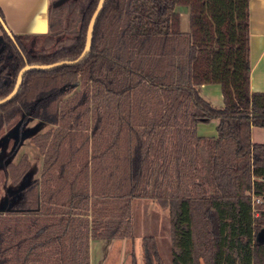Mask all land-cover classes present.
<instances>
[{
  "label": "trees",
  "instance_id": "1",
  "mask_svg": "<svg viewBox=\"0 0 264 264\" xmlns=\"http://www.w3.org/2000/svg\"><path fill=\"white\" fill-rule=\"evenodd\" d=\"M61 1L51 0L49 33L33 49L26 47L31 37L4 31L0 10V99L25 65L74 60L82 52L98 0L79 1L74 31L63 24ZM248 1L105 0L82 62L25 73L17 95L0 107V129L20 113L21 122L31 117L56 127L31 138L45 161L40 179L21 189L14 208L91 206L90 236L102 238L130 235L131 199L169 198L177 208L173 221L181 249L171 264H195L189 255L195 244L208 250L206 264H264V143L250 140L252 127L264 128V93L249 90ZM176 5L190 8L188 34L178 31ZM208 83L220 85L222 109L199 97L195 86ZM133 96L141 99V132L120 135L122 124L132 122L116 114L125 104L121 99ZM104 109L112 113L102 116ZM213 119L216 139L197 138L195 125ZM109 126L112 133L106 134ZM135 137L144 138L142 145L126 152L137 154L138 164L120 158V139ZM106 155L126 180L104 185L88 179L89 162L102 165ZM6 167L16 184L29 162L22 156ZM65 172L84 177L64 180ZM173 181L178 190H170ZM26 215L38 214H0V256H23ZM191 222L205 223L204 240L194 241ZM143 249V264H163L151 236L143 238Z\"/></svg>",
  "mask_w": 264,
  "mask_h": 264
},
{
  "label": "crops",
  "instance_id": "2",
  "mask_svg": "<svg viewBox=\"0 0 264 264\" xmlns=\"http://www.w3.org/2000/svg\"><path fill=\"white\" fill-rule=\"evenodd\" d=\"M50 5L51 0H0V10L3 14L7 30L13 35L31 37L29 45L34 44L37 39L49 33ZM174 13L178 16V31L183 34H188L191 29L190 8L186 5H176ZM1 33L0 27V35ZM248 41L250 61L249 90L250 92L264 93V0L248 1ZM195 88L199 97L213 108L222 109L224 107L220 85L210 83L198 84ZM123 100L125 104L119 109L116 115L123 116L125 122L130 121L132 125L128 127L126 123H123L120 128V135H138L140 134L139 132H141V127L139 126L137 104L141 102V99L137 96H133L121 99V102ZM157 100H159V98ZM100 112L103 116L112 113V110L109 109L106 113L104 109ZM97 114L98 112L94 111V115L96 116ZM29 120H31V117L27 118V121L23 122L22 125L24 126ZM35 121L37 122L36 124H39V131L37 134H43L47 130L56 128L43 122ZM217 126L218 120L216 119L210 120L207 123H197L195 125V135L197 138L216 139ZM171 128L168 127L167 129ZM10 130L4 135L9 136ZM105 132L106 134L108 132L112 133V126L107 127ZM37 134H31L28 137L31 140V138ZM104 138L109 139L107 136H104ZM16 139L13 140V142H16ZM143 140L144 138L142 137H135L131 140H123L121 138L119 144L125 153L124 155L122 153L120 158L126 161L132 158V160H135V164H138L137 154H135L134 157L132 156L133 153L128 154L126 151H128V149L133 150L134 147L135 150H137L139 146L142 145ZM250 140L252 143H264V128L252 127L250 130ZM32 146L36 151L37 165L33 176H30L29 168L22 176V178L26 179L25 182H27V184L33 180L40 179L45 161L39 149L34 144H32ZM14 147H16V145L12 143V149ZM201 153L202 156H205L207 150L202 148ZM27 157L30 166L32 160L29 153H27ZM153 160L156 162V157ZM162 160L161 158V161ZM165 160L168 161V157H166ZM18 161L19 159L16 158L13 164H16ZM102 162V165L101 163L97 164L94 162L92 164L89 162V172H87L88 179L104 182V185L105 182L111 183L116 180H126V175L121 176L114 170L113 166H116V161H114L111 156L106 155ZM91 166H94V168ZM81 175L84 177V173L78 175L73 172L72 175L65 172L61 174V177L64 180H69L73 179V177L77 179L81 177ZM21 189H13L16 192L17 198L21 196ZM118 196H121L120 193L112 195V197ZM91 197L94 199H101L100 196L93 193ZM136 198L145 199L146 197ZM136 198L130 200L131 210L128 226L130 235L102 238L90 236V226L93 218V207L91 206L88 208L85 206L75 207L67 203H62L39 205L32 209H17L14 208V205H10V207H6L5 210L0 211V214L6 212H23L38 215H26L24 217V241L26 244L23 256H6L5 258L11 260L12 263L10 264H133L135 262L132 260V256H143V238L146 236H151L155 240L159 256H178L181 249L178 244V237L175 229L176 222L173 221V216L171 219H167V216L164 214L175 212L177 208L175 209V206L170 203L169 198L166 200L157 199L159 201L158 213L161 215L158 218L152 219V221L138 222V224H136L132 221L131 216L134 208V200ZM102 206L103 204H99L95 208ZM204 227L205 223L203 222L190 223V228L193 230L192 237L194 241L196 238L204 240L206 234V232L203 231ZM125 229L127 228L125 227ZM28 245H31L29 250ZM36 245H38V247H36ZM197 247L199 248L197 249ZM207 251L205 246L195 244L194 247L192 246L189 255L207 256ZM112 256H115V261L110 263L113 259ZM5 258L4 256H0V261Z\"/></svg>",
  "mask_w": 264,
  "mask_h": 264
},
{
  "label": "rangeland",
  "instance_id": "3",
  "mask_svg": "<svg viewBox=\"0 0 264 264\" xmlns=\"http://www.w3.org/2000/svg\"><path fill=\"white\" fill-rule=\"evenodd\" d=\"M79 1L80 0H62L60 2V5L66 9L65 15L63 17V21H64L63 24L67 29H69V31L72 30L74 31L78 29L80 26L79 15H78ZM35 44L36 42L34 44L29 45L28 42L26 44V47L28 49H33ZM21 116L22 114L20 113L19 116L13 118L8 124H6L0 129V211L5 210L6 207H10V205H14L20 198V197L17 198L16 192L13 189L16 190L21 189L27 184V182H25L26 179L24 178L20 179L21 181L19 180L18 183L13 184L8 176L6 166L8 164L13 165V162H15L16 158L20 160L22 156L27 157V153H29L32 160L31 165L28 167L30 176H33L36 170V165H37L36 151L35 148L32 146L33 143L30 141L28 136L31 134L34 135L38 133L39 124H36L37 122L35 121V119L31 118V120L26 122L23 126L22 125L23 121L22 122L20 121ZM9 130L11 131L8 134L9 136L4 135ZM15 139L16 142H13V140ZM12 143L13 144L15 143L16 147L18 144L19 145L17 148L14 147L12 149ZM170 176L172 177L171 173ZM173 184L174 181L173 183L172 182L170 183V190L172 189L174 190V188L178 190L177 186ZM149 189H150L149 193H152L153 188L149 187ZM158 203L159 201L157 199L154 200L152 196H148L145 199L136 198L134 200L133 212L131 213L132 221L138 224V222H144V221L149 222L152 221V219L158 218L161 215L158 213ZM194 212H195L193 213L195 214L194 218L199 220L201 217L199 212L196 211ZM174 213L175 212H169L164 214L165 216H167V219H171L172 216L174 218L175 215ZM198 248L199 247H197V249ZM112 257L113 259L110 261V263L115 261L114 260L115 256ZM160 257L163 264H171L172 256H160ZM194 258H195V264H206L205 262L206 256H194ZM132 260L135 262V264H143V256H132Z\"/></svg>",
  "mask_w": 264,
  "mask_h": 264
},
{
  "label": "water",
  "instance_id": "4",
  "mask_svg": "<svg viewBox=\"0 0 264 264\" xmlns=\"http://www.w3.org/2000/svg\"><path fill=\"white\" fill-rule=\"evenodd\" d=\"M104 2H105V0H98L97 6H96L94 12L92 13V15L89 19L87 29H86V35H85V44H84L83 50L80 53V55L74 60L59 61V62H55L52 64H47V65H25L18 72L16 82H15V85H14L12 91L8 95H6L2 99H0V107L5 105L6 103L10 102L17 95V93L20 89L21 83H22V78H23L25 73H27L29 71H33V70L51 71V70H54V69L62 67V66H75V65H78L80 62H82V60L90 52L94 27H95V24H96V21H97L99 15L102 11V7H103ZM1 24H2L4 31H6L7 34L9 36H11V33L7 30L5 24L3 22Z\"/></svg>",
  "mask_w": 264,
  "mask_h": 264
},
{
  "label": "built area",
  "instance_id": "5",
  "mask_svg": "<svg viewBox=\"0 0 264 264\" xmlns=\"http://www.w3.org/2000/svg\"><path fill=\"white\" fill-rule=\"evenodd\" d=\"M255 202H256V203H259V202H260V199H256Z\"/></svg>",
  "mask_w": 264,
  "mask_h": 264
}]
</instances>
